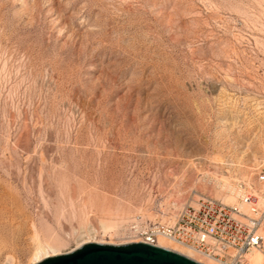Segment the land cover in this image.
I'll use <instances>...</instances> for the list:
<instances>
[{"label": "rangeland", "instance_id": "374dc122", "mask_svg": "<svg viewBox=\"0 0 264 264\" xmlns=\"http://www.w3.org/2000/svg\"><path fill=\"white\" fill-rule=\"evenodd\" d=\"M261 175L264 0H0V264Z\"/></svg>", "mask_w": 264, "mask_h": 264}, {"label": "built area", "instance_id": "2783aa9c", "mask_svg": "<svg viewBox=\"0 0 264 264\" xmlns=\"http://www.w3.org/2000/svg\"><path fill=\"white\" fill-rule=\"evenodd\" d=\"M258 182L264 183V175ZM238 186L240 197L233 205L203 197L194 205L183 206L173 222L147 225L142 219H133L129 228L138 238L134 242L156 246L158 237H166L219 264H250L247 254L264 250V238L259 234L264 222V190Z\"/></svg>", "mask_w": 264, "mask_h": 264}, {"label": "water", "instance_id": "95a60500", "mask_svg": "<svg viewBox=\"0 0 264 264\" xmlns=\"http://www.w3.org/2000/svg\"><path fill=\"white\" fill-rule=\"evenodd\" d=\"M38 264H198L174 252L146 243L102 245L90 243L80 249L48 258Z\"/></svg>", "mask_w": 264, "mask_h": 264}, {"label": "bare ground", "instance_id": "6f19581e", "mask_svg": "<svg viewBox=\"0 0 264 264\" xmlns=\"http://www.w3.org/2000/svg\"><path fill=\"white\" fill-rule=\"evenodd\" d=\"M222 187H225V186H222ZM222 190H224V189H222ZM225 191H226V193L224 195L220 196V200H222V202L224 204L233 205V204L238 203L241 191L235 185L232 186L230 189L227 188ZM175 216L176 215L172 216L169 220L166 218H163L162 222H173L175 219ZM102 226H103L104 232H107V230H109L110 228H112V229L114 228V223L104 222L102 224ZM259 234L261 236L264 235V227L260 228ZM263 238H264V236H263ZM62 243H64V240L58 234L55 235V239L52 242H46V244L40 243L38 245V248H37L30 264H38V263H40V262H42L48 258H52V257L62 255L60 253L59 247H58V245H60ZM85 243H87V242H85ZM90 243H97V242H90ZM101 243H105V242H101ZM130 243H141V242L131 241ZM156 247L174 252V253L181 255L187 259H190V260H192L198 264H219L216 261L199 254L193 248L185 246L183 244H180V243H178L174 240L168 239L166 237H158ZM246 258L248 259L250 264H264V254L260 250L251 251L249 254H247Z\"/></svg>", "mask_w": 264, "mask_h": 264}]
</instances>
